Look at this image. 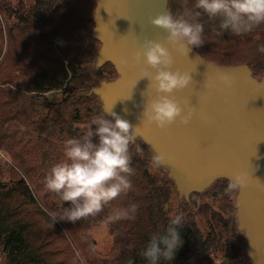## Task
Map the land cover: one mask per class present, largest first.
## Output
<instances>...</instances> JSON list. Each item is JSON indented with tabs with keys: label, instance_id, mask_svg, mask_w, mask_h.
Here are the masks:
<instances>
[{
	"label": "trees",
	"instance_id": "1",
	"mask_svg": "<svg viewBox=\"0 0 264 264\" xmlns=\"http://www.w3.org/2000/svg\"><path fill=\"white\" fill-rule=\"evenodd\" d=\"M31 1L28 7L23 4L19 6L15 14L18 24L7 30L8 46L4 59L9 65L0 69V152L9 155L24 175H29L26 159L35 163L47 162L46 167L41 164L39 169L44 172L42 179L47 182L48 168L65 162V140L81 135L74 130V125L84 118L90 120L93 115H105L100 99L92 93L94 87L87 85L74 89L69 88V85L75 80L93 78V84L97 87L103 81L116 80L118 75L111 64L101 68L96 65L101 45L92 38V30L98 0ZM194 5L195 0H168V9L174 16L184 15L186 11H198ZM199 21L204 25V34L203 44L197 49L206 57L198 52L203 59L223 67L247 65L255 79L261 81L264 78V53L257 51L259 45L264 44V24L250 33L237 36L220 29L218 18L211 19L202 14ZM59 31L68 42L62 55L52 49L48 36L50 34L55 38ZM85 38H88V45L84 49ZM25 59L30 61V65ZM12 61H18V66L13 67ZM15 72H19V75L14 76ZM57 90L63 91L66 96L59 103H50L46 94ZM28 131L37 136L32 138L27 135ZM137 145L143 150L142 154L136 152ZM131 154L134 174L130 177L133 185L130 191L110 202L95 217L76 223L60 221L73 233L83 252L93 246L87 235L82 236L83 232L86 234L90 223L108 226L114 236L115 249L119 250V255L110 264H126L129 259L134 260L135 264H148L140 253L154 234L163 233L167 228L170 201L173 196L176 199L178 197L176 186L168 175L158 176L150 172L154 154L141 140H135ZM31 169L37 171L35 165ZM45 181L40 187L47 188ZM228 182L218 180L213 188L203 195L195 194V198L200 201L208 196L214 198L213 191H217L228 203L230 213L236 216L238 190L226 195ZM4 188L0 184V189ZM48 192L49 197L58 199L51 205L46 201L50 212L59 214L60 205L69 206L56 193ZM192 197L194 195L191 196V203ZM196 199L194 204L198 203ZM27 200L36 205L23 180L20 183L18 181L12 190L0 192L2 264H54L47 249L46 237L41 235L40 227L43 224L34 222L25 213ZM191 203L186 200L179 203V208L183 209L182 216L192 208ZM131 204L139 206L134 219L106 222L113 209L127 208ZM216 219L220 223L221 219ZM218 230L227 240L222 247L217 243L218 232L213 238L208 236L205 240L196 228L183 222V226L178 229L182 246L173 261L162 260L160 264H211L208 260L210 252L222 248H225L223 253L230 264H240V241L234 227L225 223Z\"/></svg>",
	"mask_w": 264,
	"mask_h": 264
},
{
	"label": "water",
	"instance_id": "2",
	"mask_svg": "<svg viewBox=\"0 0 264 264\" xmlns=\"http://www.w3.org/2000/svg\"><path fill=\"white\" fill-rule=\"evenodd\" d=\"M166 12L170 13L168 0L97 1L92 38L101 48L96 65L111 64L118 78L101 82L92 93L100 99L103 112L105 106H114L113 111L134 128L140 127L137 139L154 155H165L160 167L168 170L180 199L188 201L218 180L229 181L237 172H248V187L238 190L236 197L238 230L245 234L251 263L264 264V78L255 79L247 65L223 67L195 50L186 56L166 45L174 58L172 70L192 76L191 86L174 93V98L182 106L187 102L196 114L188 126L179 121L163 131L143 126L139 117L149 98V81L140 76L145 65L136 64L132 57L146 39L166 42V33L150 23V18ZM222 73L231 76L232 88L219 83ZM208 81L214 84L211 89L205 88Z\"/></svg>",
	"mask_w": 264,
	"mask_h": 264
},
{
	"label": "clouds",
	"instance_id": "3",
	"mask_svg": "<svg viewBox=\"0 0 264 264\" xmlns=\"http://www.w3.org/2000/svg\"><path fill=\"white\" fill-rule=\"evenodd\" d=\"M195 11H186L184 15L174 16L161 13L150 18V23L166 33V42L145 40L140 50L132 59L136 64L143 63L141 79L149 81V98L142 104L140 119L143 126H155L167 130L177 121L188 126L195 116V108L187 102L183 106L174 98V93L184 91L192 84L190 72L173 71L174 58L170 46L181 55H186L203 44L204 25L199 21L201 15L219 19V27L242 36L264 24V0H195ZM258 52L264 53V44L259 45ZM151 69L152 71H149ZM217 80L224 88H232L233 80L227 74H219ZM214 87L207 82L205 88ZM151 92L155 96H151ZM145 97V92L142 93ZM131 99V97L129 98ZM113 107L105 106L106 115H93L87 129L78 137L64 142L65 162L52 168L47 178L46 187L57 194L60 200L69 204L57 214L49 215L54 222L66 221L76 223L82 219L95 217L106 205L127 193L133 187L130 177L132 168L131 146L140 136V127L133 125ZM127 113V109L124 110ZM136 152L143 150L137 145ZM166 162V157L158 153L151 163L159 167ZM249 174L241 171L229 177L225 189L226 195L234 191H243L248 187ZM264 191V185H261ZM137 204L127 208H115L106 222L122 218L134 219ZM59 219L57 220V216ZM183 226L182 214L169 217L168 226L163 233L154 234L140 255L148 264H160L173 261L182 246L179 228ZM76 251L75 256L80 257ZM126 264H135L129 259Z\"/></svg>",
	"mask_w": 264,
	"mask_h": 264
},
{
	"label": "rangeland",
	"instance_id": "4",
	"mask_svg": "<svg viewBox=\"0 0 264 264\" xmlns=\"http://www.w3.org/2000/svg\"><path fill=\"white\" fill-rule=\"evenodd\" d=\"M31 2V0H0V49L2 50L0 69H4L9 65V63L4 59L8 46L7 30L13 25L18 24L17 15L15 16V14L16 11L19 10V6L23 4L25 7H28ZM18 14H21V12H18ZM48 36L51 39V47L53 46L52 49L56 50L60 55H62V52H64L66 47L68 46V42L62 36L61 31H59V35L55 38L51 37L50 34H48ZM84 40L85 49V46L88 45V38H85ZM193 50L199 52L203 57H205L203 53L198 51V49ZM25 61H27V64L30 65V61L28 59H25ZM17 62L18 61H14L12 63L13 67L18 66ZM18 75L19 72H15L14 76ZM93 81V78H88L87 80H75L69 85V88L79 89L81 88V86L87 85L91 86V88H95ZM65 96L66 95L63 93V91L57 90L46 94L45 97L50 103H59L64 99ZM89 123V118H84L82 122L74 125V130L77 131L78 134H82L87 129ZM26 133L32 138H35L37 136L34 132L31 131H28ZM31 146H34V143H31ZM15 164L16 163L10 158L9 155L0 152V184L5 186L4 189H0V192H7L12 190L16 185H18V181L20 183L22 180L29 187L30 194L35 200L36 205L27 200L25 213L29 215L34 220V222L43 224V226L40 227L41 235L43 237H46L47 249L50 257L53 258L54 264H110L119 255V250L115 249L114 236L110 232V228L108 226L96 222L90 223L86 234H84L83 232L82 236L84 235L83 237H85L87 235V238H89L90 241L93 242V246H90V248H88V251L83 252L79 243H77L76 239L74 238L73 233L67 228V226L62 224L60 221H53V219L49 215V213L51 212L50 209L47 208L46 201L48 200V202H50L49 204L51 205L53 203H56L58 199L49 197L50 193L48 192V189L40 187V185L45 181L44 179H42L44 172L39 171V169L42 167L40 165L44 164L46 167L47 162L35 163L32 162L31 159H26L29 175H24V172H21ZM34 165L37 167V171L31 169V167ZM150 167V172L154 175H168V170L165 168H162L160 166L156 167L152 163ZM51 170L52 167L48 168V176L50 175L49 172H51ZM14 172H17L19 175L16 176ZM214 184L211 188L214 187ZM214 193H216V196L214 198H210V196H208L202 201H200L199 198L196 199L197 196H195V194H192L194 195V197H192V200L195 202L196 199L198 202L197 204H194L193 201L191 203L192 195L190 196L188 201L186 199H180L179 194L177 199L175 196H173L170 201L169 215L174 216L176 214L183 213V209L181 207L179 208V203L182 200H186L188 203H191L192 208L190 207L187 213H185L183 216L184 224L192 228H196L205 240H207L208 236H210V238H213L215 234L217 235L218 232L219 235L217 237V243L221 245V247L224 246L227 240L225 236H223V234L221 235V231H219L218 229L222 227V224L225 225V223H230L231 228L234 227L235 234L240 241L238 249L240 254L239 256H241L240 264H252L250 263L251 261L248 258L245 250L247 242L245 234L244 232H238V230L235 229L237 213L236 216H233V214L230 213L231 210L229 209L228 203L224 201V198L220 194L218 195L217 191H213V195ZM226 206H228V208ZM65 207L68 206L60 205L59 212H61ZM214 215L217 218L221 219L223 222L220 220L219 223ZM58 219L59 218L57 216V220ZM224 249L225 248L218 249L217 252H210V254L208 255L209 262H211V264H224L227 261V263L230 264L231 262L224 256ZM76 251H79L81 254L79 258L75 256Z\"/></svg>",
	"mask_w": 264,
	"mask_h": 264
},
{
	"label": "flooded vegetation",
	"instance_id": "5",
	"mask_svg": "<svg viewBox=\"0 0 264 264\" xmlns=\"http://www.w3.org/2000/svg\"><path fill=\"white\" fill-rule=\"evenodd\" d=\"M237 230H238V225H237ZM238 232H240L239 230H238ZM227 263V261L225 262V264ZM228 264V263H227Z\"/></svg>",
	"mask_w": 264,
	"mask_h": 264
}]
</instances>
